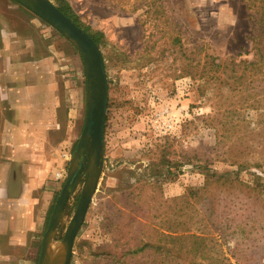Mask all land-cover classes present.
Here are the masks:
<instances>
[{
    "label": "rangeland",
    "instance_id": "374dc122",
    "mask_svg": "<svg viewBox=\"0 0 264 264\" xmlns=\"http://www.w3.org/2000/svg\"><path fill=\"white\" fill-rule=\"evenodd\" d=\"M67 1L102 34L108 79L104 166L69 264H264L261 2ZM1 13L45 22L15 0L0 2ZM73 52L75 142L86 92ZM7 153L0 147V160ZM67 163L44 196L35 192L33 230L12 240L27 264H36Z\"/></svg>",
    "mask_w": 264,
    "mask_h": 264
},
{
    "label": "crops",
    "instance_id": "0c3cea01",
    "mask_svg": "<svg viewBox=\"0 0 264 264\" xmlns=\"http://www.w3.org/2000/svg\"><path fill=\"white\" fill-rule=\"evenodd\" d=\"M45 23L0 14V264L29 262L17 239L34 228V194L63 175L74 144V46Z\"/></svg>",
    "mask_w": 264,
    "mask_h": 264
},
{
    "label": "water",
    "instance_id": "95a60500",
    "mask_svg": "<svg viewBox=\"0 0 264 264\" xmlns=\"http://www.w3.org/2000/svg\"><path fill=\"white\" fill-rule=\"evenodd\" d=\"M15 1L65 37L77 49L83 64L86 92L83 126L68 158L64 181L42 235L36 262L69 264L76 233L93 200L104 166L107 74L99 46L51 0Z\"/></svg>",
    "mask_w": 264,
    "mask_h": 264
},
{
    "label": "trees",
    "instance_id": "16d2710c",
    "mask_svg": "<svg viewBox=\"0 0 264 264\" xmlns=\"http://www.w3.org/2000/svg\"><path fill=\"white\" fill-rule=\"evenodd\" d=\"M14 1V0H13ZM259 2H261L259 4V9H261V15H263V12L264 10H262L264 8V5L262 3H264V0H258ZM56 6L59 8V10H61L66 16H68L77 26H79L80 28H82L85 32L88 33V35L95 41V43L99 46L100 42H101V37H102V34H100L99 32H96V33H90L88 30H86L85 27H83L81 25V22L79 20V17L77 16V14L74 12L73 8L71 7V5L69 4V2L67 0H56ZM263 11V12H262ZM260 15V16H261ZM254 64V61L253 62H250L248 64V66H251ZM76 142H74L73 144V147L72 149L75 148L76 146ZM77 200V199H76ZM52 208H53V205L50 207V213L52 211ZM147 245H143L141 247H138L136 250H134L135 252L137 251H141L144 249V247H146ZM151 246V245H150ZM149 246V247H150ZM153 247H155V249H159V245H156L154 246L153 244ZM37 262V260H36Z\"/></svg>",
    "mask_w": 264,
    "mask_h": 264
},
{
    "label": "built area",
    "instance_id": "2783aa9c",
    "mask_svg": "<svg viewBox=\"0 0 264 264\" xmlns=\"http://www.w3.org/2000/svg\"><path fill=\"white\" fill-rule=\"evenodd\" d=\"M59 177V176H58ZM60 177H62V175H60Z\"/></svg>",
    "mask_w": 264,
    "mask_h": 264
}]
</instances>
